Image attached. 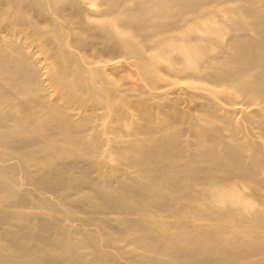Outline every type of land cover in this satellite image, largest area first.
<instances>
[{
    "label": "bare ground",
    "instance_id": "1",
    "mask_svg": "<svg viewBox=\"0 0 264 264\" xmlns=\"http://www.w3.org/2000/svg\"><path fill=\"white\" fill-rule=\"evenodd\" d=\"M87 3L147 15L167 76L139 69L130 105L93 39L92 59L0 33V264H264V0ZM69 61L87 84L51 74L58 98L44 69Z\"/></svg>",
    "mask_w": 264,
    "mask_h": 264
},
{
    "label": "rangeland",
    "instance_id": "2",
    "mask_svg": "<svg viewBox=\"0 0 264 264\" xmlns=\"http://www.w3.org/2000/svg\"><path fill=\"white\" fill-rule=\"evenodd\" d=\"M21 1L23 0H16L13 4L7 5L5 0H0V33L4 31H9L15 35L22 33L21 38L26 42V45L34 49H41L47 54H54L62 46V49L67 47L74 56L83 57L88 54L92 59V55L87 53V50L89 48V39H93V48L101 50L96 55L95 60L97 62H105V70L113 73L129 89L130 95L126 99L128 104L131 105L133 103L134 93L139 89L136 75L139 69L145 67L144 69L153 70L152 78L156 81V84H160L161 82L158 81L162 77L167 76L164 73L163 61L157 53V42L155 40L147 41L150 34L146 32L143 37L137 35V29H146L149 26H153L151 19L147 15L136 17L134 20H128L122 16L117 19L118 13H116L115 9L91 8L89 3L82 5L83 0H72V2L63 0L55 4L57 9L54 10V13L52 11L53 21L49 17L50 15L40 6L37 7L32 4L25 9L21 8ZM133 5L127 4L128 8H132ZM141 9L142 5L137 12L143 11L148 14V10ZM71 12H75V16L81 15V18L83 16L90 23V27L82 26L80 22H72L69 16ZM107 20L110 22L106 23ZM14 25L17 29L15 32L13 29ZM104 26L106 29H102ZM53 27H58V40H55L50 35L49 31ZM90 33L94 35L91 37ZM195 33L201 32L197 31ZM237 33H242V30H237ZM49 38L54 41H50ZM221 48L224 51L226 45H221ZM44 71L49 75L48 87L56 97L61 98L64 93L56 87L58 82L56 84L53 83L51 74L58 75L60 81L74 87L77 97L83 96L80 89L85 87L87 82L78 63L69 61L59 71L50 70L49 68H45ZM6 90L10 92L8 88ZM218 90L225 92V89L220 86ZM14 102L16 103L14 112L18 115H23L18 108L19 105L16 99ZM87 104L80 107V109L84 110L92 107L91 102ZM12 161L14 162L15 158H10L9 162ZM28 187L31 188V186ZM46 195L51 196L49 193ZM68 221L69 223H76L73 220Z\"/></svg>",
    "mask_w": 264,
    "mask_h": 264
}]
</instances>
